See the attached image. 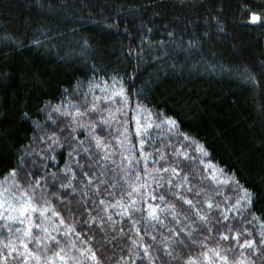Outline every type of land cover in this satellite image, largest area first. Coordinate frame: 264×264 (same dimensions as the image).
I'll return each instance as SVG.
<instances>
[{
	"label": "trees",
	"instance_id": "1",
	"mask_svg": "<svg viewBox=\"0 0 264 264\" xmlns=\"http://www.w3.org/2000/svg\"><path fill=\"white\" fill-rule=\"evenodd\" d=\"M253 14L258 19L253 20ZM246 69L255 74L254 84L241 78ZM114 77L121 80L132 104L172 118L180 132L203 144L211 161L253 191L251 212L264 220V0H0V179L13 168L22 183L32 181L29 172L36 176L56 173L66 179L62 173L66 163L76 159L87 170L91 156L97 175L104 172L101 179L115 185L103 184L98 195L91 193L89 206L96 209L93 215H111L117 229L122 227L125 232H109V239L112 235L117 239L104 243L96 224L82 223L91 217L77 203L79 193L69 195L70 188L59 190L67 199L60 202L52 197V203L65 220L59 225V218H54L62 242L75 241L76 249L85 250L91 245L101 264H114L122 250L127 256L132 245L129 237L141 244L153 243L145 228L158 241L169 235L167 228L157 221L148 222L146 206L138 201L135 207L143 211L134 212L132 218L117 215L122 212L119 207L108 208L107 213L99 211V199L106 204L128 203L124 191H131L134 174L117 156L101 160L105 150L97 148L90 138H82L89 153L81 152L71 159V144L59 138L62 146L53 145L59 148V162L45 168L34 157L44 148L42 140L37 148L31 145L38 132L36 124L45 123L47 105L59 104L82 82ZM94 121L96 134L109 145V131ZM48 128L59 134V127ZM49 134L52 132L44 128L42 136L47 142ZM31 148L34 153L24 158ZM21 157L24 167L20 166ZM187 165H178L181 178L187 174L194 184L192 165ZM72 167L77 173L73 183L79 188L83 177L75 164ZM54 191L58 189H50ZM176 191L191 199L197 190L189 193L187 187L161 186L157 196L163 195L165 200L160 208L175 203L183 211L179 219L190 224L196 217L174 195ZM37 193L40 196L39 189ZM201 195L197 206L207 210ZM216 218L222 219L218 212L210 217L212 233L205 230V235L217 238L216 225L222 226V231L229 224L238 227L234 220L217 224ZM160 219L168 227L175 226L167 211H161ZM134 221H139L135 227ZM70 225L81 233L80 239L63 235ZM90 235L96 239L90 240ZM196 238L204 240L199 234ZM228 242L220 240L222 244ZM202 248L198 244L191 251L196 254ZM76 249L72 252L78 255ZM132 251H140L139 245ZM164 259L168 264H183L182 260ZM9 264L15 262L10 260Z\"/></svg>",
	"mask_w": 264,
	"mask_h": 264
},
{
	"label": "snow or ice",
	"instance_id": "2",
	"mask_svg": "<svg viewBox=\"0 0 264 264\" xmlns=\"http://www.w3.org/2000/svg\"><path fill=\"white\" fill-rule=\"evenodd\" d=\"M252 19L256 20L258 17L253 14ZM240 75L245 82L254 84L256 81V76L251 70L246 69ZM114 83L119 82L115 81L114 78ZM105 85H107L106 81ZM101 91L104 92L105 95L103 97L94 96L95 101H99L100 99L109 101L114 100L116 96H121L123 98V104L120 108H117L116 111L122 112L123 108L127 106L128 97L122 85L119 91L111 86L101 88ZM141 107L143 106L138 103L137 108L139 109ZM54 110L60 112L59 108ZM145 110L150 111L146 108ZM99 111V105L93 102L83 110L77 107L74 113H69L67 109H65L61 114L73 116L71 123L75 124L76 127H84L85 125L77 123L76 118ZM107 111V116L102 115L99 117V123L101 125L110 126L111 121L116 119V115L111 110ZM24 115L27 117L28 114L24 113ZM166 122L174 124L170 118ZM90 123L92 126L89 128V132L92 139L95 140V146L101 149L108 148V145L103 143L104 138L96 134V122L90 121ZM150 127V123L145 125L137 121L136 134L141 136L139 143L141 145L142 155L145 157L143 175L151 176L152 180L159 187L162 186L159 181L165 178L163 176H152L147 168L150 154L143 153V145L146 143V140L143 138L141 129L146 131V129ZM55 135V133H52V137H55ZM121 135L124 137V141L129 140L126 128ZM52 137H48V139H52ZM124 141H121V146H123ZM53 145L57 147L62 146L59 143V137L52 139V143L49 144L48 147L52 149ZM82 145L83 141H80L78 145L72 147L69 152L70 159L74 155L79 156L81 152L89 153V148L82 147ZM156 151L159 152V149ZM160 158L164 159V154H161ZM185 158H188L186 154ZM49 159L54 160L55 157L51 156ZM100 159L109 160L111 157L108 152H104V155H102ZM152 163L155 165L158 161L152 159ZM73 164H75L76 168L80 169L83 177L80 181L79 188L73 183V181L77 179V173L72 167ZM20 166L24 167L23 157L20 158ZM169 168H171L172 177L180 176L181 169L175 162H172L167 167L156 169V172L167 173L169 172ZM62 173L67 177L66 179L61 178V176H58L56 173L45 172L41 176H36L33 172H29L28 176L32 177V181L22 183L18 178L16 168H13L9 171L7 177L0 179V234L6 233V235L0 236V264H9L10 260L15 262V264H85V261H89L90 264H101L96 251L93 250L91 245H89L86 250L76 249L75 241H69L65 244L59 238V225H64L65 220L52 203V197H55L60 202L67 199L59 190H67L70 188L72 191L69 195L71 196H77V193H79L77 203L81 204L91 217L90 220H84L82 223L89 225L92 223L96 224L104 243L111 244L117 239L116 235H112L111 239H109V232H125L122 227L117 229V222L113 220L111 215H99L98 212L97 215H93L96 209L89 206V200L92 199L91 193H96L98 195L100 191L99 186L110 184V182L107 179H101V177L105 175L104 172H100L99 176L97 175V170L92 167L91 156H89L87 170H85V166L81 164L79 160L72 159V163H66ZM125 175H127L126 172ZM172 177L165 181L169 188L184 189L187 187L189 193L194 192V185L189 180L187 174L184 175L179 184L174 183ZM140 179L141 176L137 175L136 180L140 181ZM233 182L238 189L234 201L232 198L223 202H214L208 199L204 201V204L207 205V210L202 206H197L199 203L198 198L200 196V191H195L191 199L182 195L180 191H176L174 195L184 204L188 205L189 210H192L196 217V219L191 220L190 224H184L183 221L179 219V217L183 215V211L179 210L175 203H166L164 209H160L158 204L155 206L149 204L147 208L148 218L150 221H157L160 227L167 228L169 235L164 237L163 240L158 241L157 236L151 235L148 229L145 228V234L151 236V241L153 243L150 244L145 242L141 244L139 241L129 237V239L132 240V245L128 247L127 256L123 254L122 250V254L114 261V264H128V262H130V264H137V261H140V264H144L145 261H147L148 264H157V261H159L160 264H168L164 257H168L169 260H182L183 264H255V261L251 257L246 256V253L243 251L245 249H251L252 256H256L264 249V220L255 212H249L251 219L244 220L240 226L234 227L232 224H229L227 225L226 231H221L219 233L221 239L229 240L231 238V240L234 241L231 246L232 248L239 247V249L242 250L235 261L230 260L227 255L222 254V250L219 248L218 244L215 247H209L207 244V241L211 237L205 235V230L209 234L212 233L213 227L210 225V217L214 212H218L219 216L222 218L216 221L220 224L223 223V221H229L230 218L228 213L234 212L236 216L242 217L243 211L241 210H248L255 199V193L240 184L239 180H234ZM110 186L115 187L114 184H110ZM129 187H131V191H124V195L129 198L127 204L123 202L106 204L104 199H99L96 207L99 211L104 213H107L108 208L119 207L122 209V212L117 213V215L132 218L134 212L143 211L142 209L136 208L135 205L137 199L140 198V190L142 188H147L148 184L147 181H145L143 184L136 183L135 185H129ZM51 188H57L58 191L50 192ZM37 189L40 190L39 198H37ZM108 194L110 196L112 195V193ZM147 196L152 200H165L163 195L157 197L156 195H152L151 192H148ZM93 203H95V201H93ZM145 203H147V201H145ZM100 206L103 207L101 208ZM69 211L71 210L69 209ZM160 211L169 212L172 220L175 222V226L168 227V225H165L160 219ZM49 213H51V215H49ZM97 216L99 218H97ZM54 218H59V225H57ZM188 220L189 217L184 215V221ZM136 223H139V221H134L133 227H135ZM180 225L183 226L178 227ZM249 225L252 227H249ZM137 231L139 230L137 229ZM253 232L258 233V238L253 236ZM53 233L57 234L53 235ZM229 233H231V237ZM197 234L204 236V240H197ZM63 235H75L77 239L81 238V233L77 232L72 225L69 226L68 230L64 232ZM89 239L95 240L96 237L90 235ZM104 243L100 244L101 248L104 247ZM198 244L201 245L204 250L197 255L192 253L191 248ZM30 245L33 246L30 247ZM137 245H139L140 251L133 252L132 248ZM154 245H156V247H154ZM72 249H76L78 255L73 254ZM184 250H188L187 255L184 254ZM153 253H155V255H153ZM201 257L203 259H201Z\"/></svg>",
	"mask_w": 264,
	"mask_h": 264
},
{
	"label": "rangeland",
	"instance_id": "3",
	"mask_svg": "<svg viewBox=\"0 0 264 264\" xmlns=\"http://www.w3.org/2000/svg\"><path fill=\"white\" fill-rule=\"evenodd\" d=\"M114 78H110L109 80L90 79L86 81L87 83L82 82V84L77 86L72 92H67L66 96L59 102V104L47 105L44 108L45 123L36 124L38 132L34 143L31 145L37 148L40 140H42V143L44 144V148L38 151L37 155H34V157L37 156L38 158V164H40L42 168H45L46 166H55L57 165V162H59L56 158L59 148L53 147L50 149L48 147L51 139H48L47 142L46 138L42 136L44 128L52 133H55V131L49 130L48 127H59V134L55 133V136L62 138V140L66 141L67 143H70L71 147L76 146L80 143V141H83L82 147L88 148L85 146L86 139L82 138L88 137L93 142V144H95V140L92 139L89 132V128L92 126L90 121L96 120L99 122V117L102 115L107 116V110H111L113 113H115L116 119L111 121L110 126L104 125L112 138L109 142L108 148L103 150L108 152L112 159L114 156H117L119 162L124 164L125 169L130 174H134L132 185H135L136 183L143 184L145 181H147L148 187L142 188L140 190V198L137 199L138 202L145 204L146 210L149 204L153 206L158 204L160 206V203L164 202V200L161 201L156 199L158 202L154 203L155 200H152L149 196H147L148 192H151L152 195L157 196L159 194V187L161 186L158 187L157 184L152 180L151 176L143 175L145 157L142 155L141 145L139 143L141 136L136 134L137 121L145 125L149 123L151 124V127L147 128L146 131L141 129L143 138L146 140V143L143 145V153L150 154L147 168L148 171L151 172L152 176H163L165 178L164 180L159 181L160 185L168 186L165 181L172 177L171 168H169V172L167 173H157L156 169L160 167H167L172 162H175L177 165L184 164L186 167L188 166L187 164H191L193 174L192 180L196 182L193 184L194 190L201 192L200 194H202L201 197L203 202L208 199H211L214 202H223L229 198H232L234 201L238 193V189L233 182L236 180L233 174L228 173L223 167L211 161L203 144L200 141L180 132L176 122L172 118H170V120L174 122V124L166 122L169 119L167 117L158 115L151 110L146 111L145 108L148 109L146 106L142 105L143 107L138 109L137 104H132L128 99L127 106L123 108V111L117 112L116 109L120 108L123 104V98L121 96H116L114 100L109 101L103 99H100L99 101L94 100V96L103 97L105 95V93L101 91V88L111 86L112 88H115L117 91H119V88L122 85L121 80L115 78V81L119 83H114ZM105 81L107 82V85H105ZM123 89L126 93L124 87ZM93 102L99 105V112L90 113L89 115L76 118L77 123L80 125H85L84 127H76L75 124H72L71 122L73 120V116H65L61 114L65 109H67L69 113H74L77 107H80L81 110H83ZM57 108L60 109V112L54 110ZM125 128L127 129L129 138L128 141H124V137L121 135ZM48 137H52V134H49ZM121 141H124L123 146H121ZM157 149H159V152L156 151ZM32 150V148L26 150L24 153V158L33 154L34 152H31ZM161 154H164V159L160 158ZM185 154L188 158H185ZM51 156H54L55 159H49ZM32 157L33 156H31V158ZM152 159L157 160L158 163L154 165L152 163ZM181 173L179 177H172L174 179V183L179 184L181 182ZM137 175L141 176L140 181L136 180ZM37 198H39L38 193ZM145 201H147V203H145ZM205 206L207 207L206 204ZM241 211H243L242 217L236 216L234 212L228 213L230 218L228 222L234 220L237 226H240L244 220L251 219V216L249 215V212H251V207L248 210L242 209ZM146 217L148 218L147 214ZM217 219L219 218L214 219L215 222ZM147 221L150 222V219L148 218ZM151 222L154 223L156 221ZM216 226L218 237L216 238L215 235H212L211 239L207 242L208 246L215 247L218 244L219 248L222 250V254L227 255L230 260L235 261L242 250L239 249V247H231L234 243L231 238L227 240L229 241V244L220 243L221 238L219 233L222 231L223 227L220 225ZM249 227L252 226L249 225ZM2 235L5 234H0V236ZM229 236L231 237V234ZM253 236L258 238V233L253 232ZM203 250L204 249L202 248V250L196 254L198 255ZM243 251L246 253V256L251 257L255 261V264H264V249H262V251L256 256H252L251 249H245ZM201 259L203 258L201 257Z\"/></svg>",
	"mask_w": 264,
	"mask_h": 264
}]
</instances>
